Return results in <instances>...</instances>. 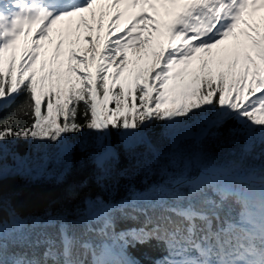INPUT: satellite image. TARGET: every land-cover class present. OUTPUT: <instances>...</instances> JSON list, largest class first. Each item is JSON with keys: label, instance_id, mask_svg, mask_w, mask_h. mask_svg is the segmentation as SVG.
Listing matches in <instances>:
<instances>
[{"label": "snow or ice", "instance_id": "obj_1", "mask_svg": "<svg viewBox=\"0 0 264 264\" xmlns=\"http://www.w3.org/2000/svg\"><path fill=\"white\" fill-rule=\"evenodd\" d=\"M262 9L264 0H0V112L10 110L0 118V264H139L125 249L151 240L162 249L151 264H264V164H248L264 161V18L250 22ZM157 126L166 149L149 137ZM93 130L80 145L95 149L98 185L122 175L113 131L161 182L120 204L87 201L77 222L21 215L3 181L62 183L73 137ZM209 135L231 159L206 161ZM20 141L25 155L13 150ZM118 214L143 222L117 234Z\"/></svg>", "mask_w": 264, "mask_h": 264}, {"label": "trees", "instance_id": "obj_2", "mask_svg": "<svg viewBox=\"0 0 264 264\" xmlns=\"http://www.w3.org/2000/svg\"><path fill=\"white\" fill-rule=\"evenodd\" d=\"M114 106V104H112ZM111 105V106H112ZM171 106L170 104L165 105ZM10 110L0 112V118L8 114ZM234 121H230L225 127L234 126ZM223 131V129H221ZM164 129L160 126L149 129V137L154 143L160 142L166 149V143L161 140V134ZM95 130L92 133L77 134L73 137V144L76 145L71 155V171L65 177L62 183H57L54 178H42L36 181H30L22 176H11L3 181V192L5 196H11L14 204L17 206L23 216H45L46 211L51 212L53 216L64 217L69 223L73 219H81L86 212V202L102 198L105 203L120 204L128 201L135 193L145 192L153 184L161 182V175H145L142 170L136 167L137 158L127 154L120 145L117 134L113 131L110 136V144L116 148L119 153V160L115 163L117 175L113 180L100 186L94 178L95 168L91 161V153L95 151L89 146L87 151L81 150V139H88L91 144V137H94ZM193 143L189 140L186 149H192ZM207 162L224 163L231 159L229 156L230 146L223 145L222 142L209 135L203 139L201 144ZM20 155L28 152V145L23 141L13 149ZM144 152V148L137 149V154ZM7 163L13 164L11 157ZM248 164L260 166L264 164L262 160H249ZM48 171L53 173L60 171L54 163H49ZM199 171L198 166L193 168L192 174ZM143 222V217L138 220L126 219L117 215L115 232L118 234L131 228H138ZM113 241H109L112 243ZM117 244L121 243L116 241ZM126 255L139 264H151L162 254V249L157 247L156 241L151 240L146 244L130 243L125 249Z\"/></svg>", "mask_w": 264, "mask_h": 264}, {"label": "rangeland", "instance_id": "obj_3", "mask_svg": "<svg viewBox=\"0 0 264 264\" xmlns=\"http://www.w3.org/2000/svg\"><path fill=\"white\" fill-rule=\"evenodd\" d=\"M262 18H264V9L260 10L259 12H257L250 22L261 23L262 22ZM54 27H56V26H54ZM241 27H243V25H241ZM163 42H164L165 46H167V43H168L167 40H164ZM172 43L173 44H179L180 41L179 40H175ZM226 43H231V41L229 40ZM86 46H87V44H86V41L84 40V29H83V32H80V41H79L78 44L75 45V47L77 48V50H79V49L84 48ZM213 51L215 52L216 49H214ZM127 52H128V56H129V53L131 52V49H128ZM62 53L63 54L61 56V59L64 60L65 66H66V63H67V59H66V56H67L66 47H65V49L62 50ZM49 54L51 55V48L49 50ZM200 55H201V53H197L196 54V57L197 58L196 59H193L190 62L189 72H191L193 69H195L196 67H198V64H199V59L198 58H199ZM150 63H151V59L149 57L147 63H142L140 65L142 67H147V66H150ZM81 67H83V66L81 65ZM182 67H183V65H176V66H174V68H173V75H175L176 73H179ZM129 69H130V66H128V69L125 70L124 76H127L128 75V70ZM93 71H94V69H93ZM129 79H131V78H129ZM177 80H179V77H177ZM122 81H123V77H122ZM171 83L172 82L170 81V84ZM150 91H151V89H150ZM178 91H179V86L177 87V92ZM111 105L112 104H109V107H114L113 105L112 106Z\"/></svg>", "mask_w": 264, "mask_h": 264}, {"label": "bare ground", "instance_id": "obj_4", "mask_svg": "<svg viewBox=\"0 0 264 264\" xmlns=\"http://www.w3.org/2000/svg\"><path fill=\"white\" fill-rule=\"evenodd\" d=\"M81 32H83V28H81ZM100 35L103 36L104 33H100ZM101 43H102V41H101ZM129 59H130V60H133V59H134V57L132 56V52L129 53ZM129 66H130V69H131V68H132V65L129 64ZM136 67H137V69H139V68L142 67V66L139 64V65H137Z\"/></svg>", "mask_w": 264, "mask_h": 264}, {"label": "water", "instance_id": "obj_5", "mask_svg": "<svg viewBox=\"0 0 264 264\" xmlns=\"http://www.w3.org/2000/svg\"><path fill=\"white\" fill-rule=\"evenodd\" d=\"M198 174H199V171H198L197 174H195V175H198ZM195 175H194V176H195Z\"/></svg>", "mask_w": 264, "mask_h": 264}]
</instances>
